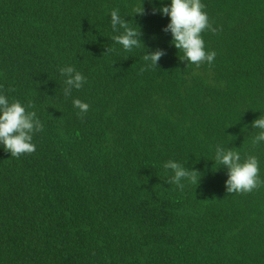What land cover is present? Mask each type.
Wrapping results in <instances>:
<instances>
[{
	"label": "trees",
	"instance_id": "trees-1",
	"mask_svg": "<svg viewBox=\"0 0 264 264\" xmlns=\"http://www.w3.org/2000/svg\"><path fill=\"white\" fill-rule=\"evenodd\" d=\"M201 2L216 55L196 65L155 0H0V94L43 126L34 152L0 148V264H264V0ZM114 10L144 47L115 43ZM66 66L85 77L70 95ZM217 146L255 156L262 183L227 193Z\"/></svg>",
	"mask_w": 264,
	"mask_h": 264
},
{
	"label": "clouds",
	"instance_id": "clouds-1",
	"mask_svg": "<svg viewBox=\"0 0 264 264\" xmlns=\"http://www.w3.org/2000/svg\"><path fill=\"white\" fill-rule=\"evenodd\" d=\"M153 3V0H149ZM160 7H152L153 14H160L168 18V23L162 31L171 36L170 44L177 50L183 52V60L199 65L202 62L211 64L215 59V52L205 51L204 40L201 33L205 30L215 31L212 28L208 14L203 10L201 0H155ZM134 14H143L142 0L140 6L135 9ZM111 27L114 32L123 31L114 37L115 43L119 44L125 51H132L140 47L142 41L138 27H129L127 21L122 19L119 12H111ZM164 55L163 50L144 53V60L149 66L157 65L158 60ZM61 75L65 77L68 86L65 95H70L73 88L79 89L85 82V77L71 66L62 68ZM73 106L81 114L89 110V105L79 99L73 100ZM254 127L260 131L254 137V143H264V116H260L253 122ZM42 124L37 119L35 112H28L18 101L9 102L8 98L0 94V148L10 153L12 157L21 154L32 153L36 150L32 143L33 133L42 130ZM215 163L227 168V179L225 188L227 193H245L256 189L262 181L259 179V162L255 156H248L241 161L238 151L225 150L217 146L215 150ZM165 169L174 173L171 183L183 188L182 180L187 179L197 184L199 173L188 170L175 161L169 160L164 164Z\"/></svg>",
	"mask_w": 264,
	"mask_h": 264
}]
</instances>
